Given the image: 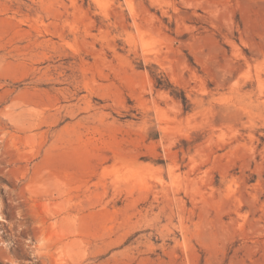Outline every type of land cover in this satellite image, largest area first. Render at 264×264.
Masks as SVG:
<instances>
[{
	"label": "rangeland",
	"instance_id": "374dc122",
	"mask_svg": "<svg viewBox=\"0 0 264 264\" xmlns=\"http://www.w3.org/2000/svg\"><path fill=\"white\" fill-rule=\"evenodd\" d=\"M0 264H264V0H0Z\"/></svg>",
	"mask_w": 264,
	"mask_h": 264
}]
</instances>
